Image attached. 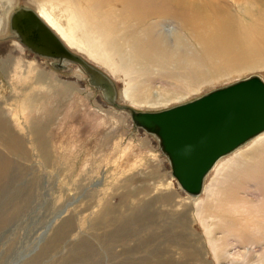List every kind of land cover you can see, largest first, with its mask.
<instances>
[{"label": "rangeland", "instance_id": "obj_1", "mask_svg": "<svg viewBox=\"0 0 264 264\" xmlns=\"http://www.w3.org/2000/svg\"><path fill=\"white\" fill-rule=\"evenodd\" d=\"M2 1L52 9L71 49L134 107H166L250 73L264 78V0H212L219 11L203 8L199 19L211 27L207 41L171 8L209 0L165 1L172 14L145 16L130 31L122 14L153 0L131 10L115 3L111 27L86 19L84 0ZM233 27L237 41L212 53V38ZM9 35L0 38L10 45L0 52V264H264V132L219 159L190 198L125 111Z\"/></svg>", "mask_w": 264, "mask_h": 264}, {"label": "water", "instance_id": "obj_2", "mask_svg": "<svg viewBox=\"0 0 264 264\" xmlns=\"http://www.w3.org/2000/svg\"><path fill=\"white\" fill-rule=\"evenodd\" d=\"M11 37L62 73L77 72L99 98L125 111L131 130L155 140L170 174L190 197L197 198L217 161L264 132V78L250 73L201 94L157 109H140L120 101L114 80L72 50L30 6L10 11Z\"/></svg>", "mask_w": 264, "mask_h": 264}, {"label": "bare ground", "instance_id": "obj_3", "mask_svg": "<svg viewBox=\"0 0 264 264\" xmlns=\"http://www.w3.org/2000/svg\"><path fill=\"white\" fill-rule=\"evenodd\" d=\"M119 1H122L123 3H125L127 8H128V10H131V7L135 8V6H137L136 4H138L140 1H141V3H143V0H84L85 4L83 6H79V9H80L81 13L83 14V16H85L86 19L88 18L96 26L101 27L102 25H104V23H107V24H109L107 26L111 27L112 21H113V18H114V13H115V11H117V9L114 8L112 5H114L115 3H118ZM144 1H147V0H144ZM165 1L168 2L169 0H162V3L158 2L157 0H153L152 3H149V0H148L147 2L149 3L148 4L149 6L146 7V8H143L144 11H142V6H141L140 8L137 7L135 9H133L132 12L129 11L130 13L129 12L128 13L124 12L122 14V17H121L122 21L121 20L120 21L123 22L122 25L128 26V28H130L129 29V31H130L131 28L134 29L135 24L138 21H141V19L144 18L145 16H149V15H153V14H161V15L167 14L168 15V14H172V12H173V14H179L180 15V18L183 21L182 22L183 25L186 26L187 28H189V30H190V32H191V34H192V36L194 38L196 37L197 39H199L201 41H207L206 37H210V36H207V35H209L208 31H209V29H211V27L208 26L207 27L208 31H207L206 28L203 27V24H201V22H199V19L201 20V18H203V14H202L203 13L202 12L203 8L205 10V9H209V8L213 7V8H215L214 11L216 10L218 12L219 11V6H218L217 3L213 2L212 0H209L206 3H204L206 5V8L202 4V2L201 3H195L194 2L192 4L185 3V7L187 6L188 9H186V10L185 9H180V10L173 9L172 10V8H171L172 12H169L170 11L169 3H167V2L165 3ZM183 1L185 2V0H177L176 2H181L182 3ZM143 4H145V3H143ZM193 4H195V6L191 7ZM0 5H1L0 12L3 14V15H1L0 18L1 19L4 18L3 19L4 21L2 20V23L0 22L1 23L0 24V38H5V36L9 34V14H10V11L13 8H15V6H13L12 8H7V7L5 8V6L11 7V4L10 5H5L2 0H0ZM111 6H112V8H111ZM33 9H35L36 12L41 16V18L60 36V38H62V40L70 48H72L68 44L69 42L66 40L68 38V36L63 33L64 31L62 32V31H60L58 29V27L55 25L52 17H50V15H48L47 12H50V13L53 14L54 18H57L58 16L54 13L53 10L52 9H48L49 11H47V9L44 8L41 5H36ZM204 14L208 17V20H206V21L209 23V25H213V27L215 29L217 27H219V25H221V24L217 23L218 26L216 27L217 24H214V23L211 22V20H209L210 16L207 15V13H205V12H204ZM93 18H96V20H93ZM130 23H131V25H130ZM7 24H8V26H7ZM220 27H221L220 28L221 30H223V28H225L224 26H220ZM87 28H88V26H87ZM122 29L123 28H120V27L114 28V30L119 31L120 34H123ZM65 32H68L67 27H65ZM224 32H226V34H224V36H226L225 37V42H222L224 40V36H223L222 40L217 39V41H216L215 37H213L212 40H211L212 44L211 43L208 44V48L209 49L213 48L211 50L212 53L215 52L216 50H218L220 52L224 51L223 49H224V46L226 44H228L230 42H232V43L234 42L235 43L237 41L238 29H235L233 27L231 32L230 31L228 32L227 30H224ZM206 33H207V35H206ZM235 37H236V39H235ZM8 40H9V38L6 39V40L0 41V52H1V54L6 55V53L8 51V48L10 46L8 44V42H7ZM207 51H209V50H207ZM138 53H139L138 55L140 57L142 56V58L145 57V55H147V53L143 52L142 49H140ZM35 56H37V55H35ZM37 57H39V56H37ZM209 57H213V55H210ZM209 57H207V59H209ZM118 93H119L120 101L123 102L122 101L123 97H121L120 92H118ZM129 105H131V104H129ZM136 108H138V107H136ZM140 109H142V108H140ZM143 109H149V108H143ZM260 134H258V135H260ZM205 181H206V179H205ZM204 185H205V182H204ZM203 189H204V186H203ZM62 211L63 210H61L60 212H62ZM70 220H71V218L69 216H67L65 219H63L60 222V224L55 226V228L53 229V232H52L53 234H55L54 237L57 236L60 232H62V230H64L66 228V226H68L70 224Z\"/></svg>", "mask_w": 264, "mask_h": 264}]
</instances>
